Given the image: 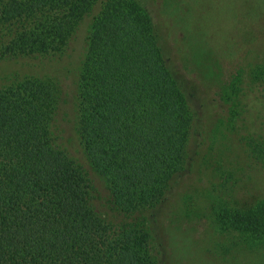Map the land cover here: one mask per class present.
I'll return each instance as SVG.
<instances>
[{
	"label": "trees",
	"instance_id": "obj_1",
	"mask_svg": "<svg viewBox=\"0 0 264 264\" xmlns=\"http://www.w3.org/2000/svg\"><path fill=\"white\" fill-rule=\"evenodd\" d=\"M169 1L0 0V60L59 68L83 47L69 139L57 119L68 95L59 77L0 85V264H188L195 250L203 264L208 209L221 229L264 240V199L235 206L247 166L229 134L239 95L226 85L223 116L202 127L164 53L159 22L177 12ZM242 5L256 34L244 57L264 49V0ZM250 74L264 81V59ZM240 145L264 168V130ZM205 169L216 171L220 182L209 187L222 197H205Z\"/></svg>",
	"mask_w": 264,
	"mask_h": 264
},
{
	"label": "rangeland",
	"instance_id": "obj_2",
	"mask_svg": "<svg viewBox=\"0 0 264 264\" xmlns=\"http://www.w3.org/2000/svg\"><path fill=\"white\" fill-rule=\"evenodd\" d=\"M154 1L160 7L168 0ZM245 2L247 0H173L167 5L172 9L175 6L177 12L166 19L169 29L165 19L159 22L163 31L164 53L173 74L187 92L200 122L204 117L203 128H208L204 126V121L207 122L209 115L214 117L218 113L223 116L224 107L220 96L226 85L230 83L236 91L235 94L239 95L237 112L229 134L233 138L231 143L235 157L242 163H247V166L242 170L243 176L239 178L236 189V207L256 199H264V168L250 165L240 145V137L264 130V81H255L250 74L251 68L264 59V49L261 52L255 46L243 57V51L249 48L256 36L243 14L245 7L242 4ZM152 15L156 20L153 10ZM82 48L75 46L73 50H69L70 54L63 55L58 60L59 68L43 58L0 60V85L31 74L55 75L61 79L68 95L66 102L61 104L62 111L57 119L63 136L68 139L74 136V86L82 59ZM193 129L191 143L198 140V123ZM251 139L253 138H247L248 141ZM67 148L74 150L70 145ZM195 150L193 146L191 151L194 153ZM204 180L208 184L203 191L205 197H222L209 187L211 183L220 182L216 171L205 169ZM98 189L100 190V186ZM208 200L212 203V198ZM190 207L196 209V204L191 203ZM203 216L201 222L202 227H205L204 232L202 231L204 252L200 257L203 264H264V240L252 242L253 240L237 230L221 229L213 220L209 209ZM198 227L201 228L199 225ZM153 231L162 237L163 229L157 221L152 223ZM200 253L195 250L190 255L191 261L188 264H196Z\"/></svg>",
	"mask_w": 264,
	"mask_h": 264
}]
</instances>
